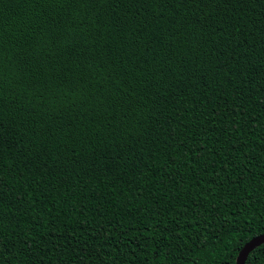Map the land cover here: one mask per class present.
Masks as SVG:
<instances>
[{"label": "trees", "instance_id": "obj_1", "mask_svg": "<svg viewBox=\"0 0 264 264\" xmlns=\"http://www.w3.org/2000/svg\"><path fill=\"white\" fill-rule=\"evenodd\" d=\"M262 233L264 0H0V264H236Z\"/></svg>", "mask_w": 264, "mask_h": 264}, {"label": "water", "instance_id": "obj_2", "mask_svg": "<svg viewBox=\"0 0 264 264\" xmlns=\"http://www.w3.org/2000/svg\"><path fill=\"white\" fill-rule=\"evenodd\" d=\"M262 244H264V233L253 237L243 246L238 254L236 264H246L249 254Z\"/></svg>", "mask_w": 264, "mask_h": 264}]
</instances>
